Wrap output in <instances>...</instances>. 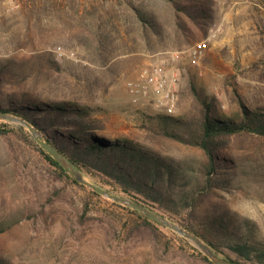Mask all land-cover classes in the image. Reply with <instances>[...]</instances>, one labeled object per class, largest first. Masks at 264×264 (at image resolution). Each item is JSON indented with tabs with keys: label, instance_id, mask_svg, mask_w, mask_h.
Here are the masks:
<instances>
[{
	"label": "rangeland",
	"instance_id": "obj_1",
	"mask_svg": "<svg viewBox=\"0 0 264 264\" xmlns=\"http://www.w3.org/2000/svg\"><path fill=\"white\" fill-rule=\"evenodd\" d=\"M183 4L208 17L189 20L178 9ZM203 40L208 47L190 66L185 51ZM6 61L23 78L1 80L0 96L82 106L86 122L103 130L90 131L97 138L126 140L171 159L187 184H200L204 153L169 137L159 118L134 107L126 82L155 64L178 73L177 108L170 116L183 120L200 116L196 93L211 99L220 116L233 117L240 104L264 106V0H0V64ZM216 144L226 184L213 189L207 203L253 224L264 241V138L239 134ZM38 148L26 128L0 119L5 262L208 264L178 233L147 225L132 208L78 184L71 174L61 176ZM78 169L90 184L133 201L106 177ZM145 208L180 227L167 214Z\"/></svg>",
	"mask_w": 264,
	"mask_h": 264
},
{
	"label": "trees",
	"instance_id": "obj_2",
	"mask_svg": "<svg viewBox=\"0 0 264 264\" xmlns=\"http://www.w3.org/2000/svg\"><path fill=\"white\" fill-rule=\"evenodd\" d=\"M193 1V0H189ZM198 7V6H197ZM178 9L189 20L208 17L194 4H183ZM18 66L10 61L0 64V81L22 79ZM200 102V116L183 120L172 116L155 115L163 130L173 139L199 148L205 156L200 184H187L180 164L123 140L110 143L97 138L86 108L70 103L36 102L24 96H0V113L13 115L29 123L46 136L47 143L68 158L74 165L109 179L121 196L132 199L160 214H167L174 223L196 236L215 254L233 264H264V241L256 228L233 214L218 210L207 203L206 197L213 189L224 188L226 167L220 161L216 141L221 137L252 134L264 138V106L248 109L240 104L239 113L233 117L216 114L211 99ZM91 126V128H90ZM174 127V128H170ZM66 129L60 131V129ZM172 129V132H168ZM181 130L178 136L173 130ZM51 130V133L47 132ZM54 130V131H53ZM53 131V132H52ZM44 159L59 172L69 177L54 160L38 148ZM236 162L234 170L239 167ZM221 177V178H220ZM144 223L152 222L142 218ZM8 228L0 226V234ZM201 258L212 264L206 256ZM0 264H9L0 258Z\"/></svg>",
	"mask_w": 264,
	"mask_h": 264
},
{
	"label": "built area",
	"instance_id": "obj_3",
	"mask_svg": "<svg viewBox=\"0 0 264 264\" xmlns=\"http://www.w3.org/2000/svg\"><path fill=\"white\" fill-rule=\"evenodd\" d=\"M207 47L203 40L188 48L185 51L188 64L196 66ZM178 80V73L169 74L163 64L150 65L126 82V91L134 107L151 115L170 116L177 108Z\"/></svg>",
	"mask_w": 264,
	"mask_h": 264
},
{
	"label": "water",
	"instance_id": "obj_4",
	"mask_svg": "<svg viewBox=\"0 0 264 264\" xmlns=\"http://www.w3.org/2000/svg\"><path fill=\"white\" fill-rule=\"evenodd\" d=\"M0 119L16 123L20 126H23L26 128L29 133L31 134L33 140L36 142V144L44 150V152L49 155L54 162H56L62 169L66 170L69 174L73 176L75 181L85 186L89 189H91L93 192L97 193L98 195L104 196L114 202L126 205L133 210L137 211L140 215H142L144 218L160 225L164 226L176 233H178L180 236L184 237L188 241H190L193 245H195L196 248H198L212 264H233L232 262L223 259L222 257L215 254L208 246L203 244L196 236L188 233L187 231L181 229L180 227L176 226L175 224L169 222L165 218L161 217L160 215L153 213L149 210H147L145 207L141 206L138 203H135L131 200L125 199V198H119L116 196L111 195L109 192L104 191L93 184H90L87 182L84 177L82 176V173L79 171L78 167L74 165L68 158H66L63 154H61L57 148L52 146L51 144L45 142L41 136L38 135V131L32 127L29 123L24 121L21 118H15L6 114L0 113Z\"/></svg>",
	"mask_w": 264,
	"mask_h": 264
}]
</instances>
